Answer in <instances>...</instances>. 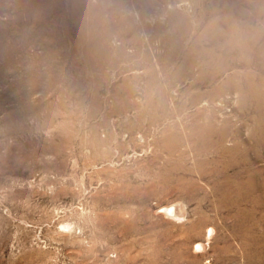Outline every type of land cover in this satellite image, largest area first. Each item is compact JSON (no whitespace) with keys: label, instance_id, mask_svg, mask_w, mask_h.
Masks as SVG:
<instances>
[{"label":"rangeland","instance_id":"374dc122","mask_svg":"<svg viewBox=\"0 0 264 264\" xmlns=\"http://www.w3.org/2000/svg\"><path fill=\"white\" fill-rule=\"evenodd\" d=\"M0 264H264V0H0Z\"/></svg>","mask_w":264,"mask_h":264},{"label":"bare ground","instance_id":"6f19581e","mask_svg":"<svg viewBox=\"0 0 264 264\" xmlns=\"http://www.w3.org/2000/svg\"><path fill=\"white\" fill-rule=\"evenodd\" d=\"M249 77H250V76H249ZM249 77H248V78H249ZM250 81H251V80H250ZM250 81H249V82H250ZM249 84H250V83H249ZM252 86H253V85H252ZM163 207H164V206H163ZM165 209L169 212V214H170V213H173V211H175V210H173V207H168V206L166 207V206H165ZM197 244H198V243H197ZM200 247H201V244H200ZM198 248H199V246H198ZM245 248H246V247H245ZM247 256H248V255H247Z\"/></svg>","mask_w":264,"mask_h":264}]
</instances>
